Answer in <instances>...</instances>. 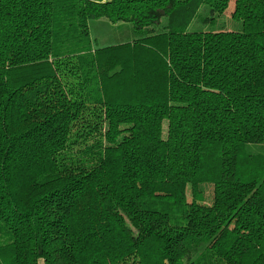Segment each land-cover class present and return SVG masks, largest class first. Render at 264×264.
Instances as JSON below:
<instances>
[{"label":"trees","instance_id":"obj_1","mask_svg":"<svg viewBox=\"0 0 264 264\" xmlns=\"http://www.w3.org/2000/svg\"><path fill=\"white\" fill-rule=\"evenodd\" d=\"M0 264H264V0H0Z\"/></svg>","mask_w":264,"mask_h":264},{"label":"rangeland","instance_id":"obj_2","mask_svg":"<svg viewBox=\"0 0 264 264\" xmlns=\"http://www.w3.org/2000/svg\"><path fill=\"white\" fill-rule=\"evenodd\" d=\"M207 9L205 5L200 8L199 14L190 23L189 31L211 32V31H239L242 28L240 21L228 18L226 15L216 17L213 24L203 21L202 19L207 16ZM165 22V19H162ZM90 37L96 43V47H104L121 42L130 41L139 38V35L134 33L132 25L129 23H116L112 24L107 19L90 20L88 22ZM187 199H189V195Z\"/></svg>","mask_w":264,"mask_h":264}]
</instances>
